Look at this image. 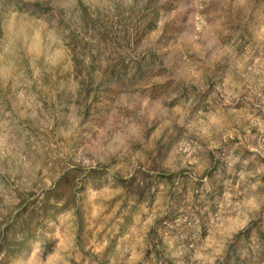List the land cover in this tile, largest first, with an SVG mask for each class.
Segmentation results:
<instances>
[{
	"label": "rangeland",
	"instance_id": "rangeland-1",
	"mask_svg": "<svg viewBox=\"0 0 264 264\" xmlns=\"http://www.w3.org/2000/svg\"><path fill=\"white\" fill-rule=\"evenodd\" d=\"M7 245L264 264V0H0Z\"/></svg>",
	"mask_w": 264,
	"mask_h": 264
},
{
	"label": "trees",
	"instance_id": "trees-1",
	"mask_svg": "<svg viewBox=\"0 0 264 264\" xmlns=\"http://www.w3.org/2000/svg\"><path fill=\"white\" fill-rule=\"evenodd\" d=\"M30 7H32V8H37V6H30ZM60 201H62V197H60V196H56V204L57 203H59ZM64 206H62L61 208H58V210L59 211H62V210H64ZM21 224H18V226H20ZM1 250H2V255H3V257L4 258H7L11 253H12V251L14 252L15 250H14V247H13V245H7V246H3V247H1L0 248Z\"/></svg>",
	"mask_w": 264,
	"mask_h": 264
}]
</instances>
